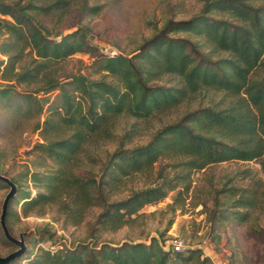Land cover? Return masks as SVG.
I'll return each mask as SVG.
<instances>
[{"label":"trees","instance_id":"1","mask_svg":"<svg viewBox=\"0 0 264 264\" xmlns=\"http://www.w3.org/2000/svg\"><path fill=\"white\" fill-rule=\"evenodd\" d=\"M72 1L0 0V34L5 35L0 41V102L13 109L7 124L12 126L22 117L31 120L43 139L34 149L53 163L46 171L33 172L45 188L36 194L22 189V183L13 178L24 199L21 211L28 215L56 204L67 223L80 224L90 208L101 209L88 239L70 246L42 247L25 264H174V259L208 263L198 248L177 251L165 247L167 238L159 236L149 242L101 244L96 238L101 231L118 230L131 222L146 204L163 200L178 187L174 204L181 205L192 174L212 163L257 159L264 169V75L258 74L264 64V3L205 0L201 13L169 17L161 26L155 25L132 53L110 54L99 51L80 22L67 26H75L69 31L48 24L69 14ZM78 3L83 12H99L97 4ZM193 36H200L204 43ZM204 46L211 50L204 52ZM83 51L94 56L91 71L60 74L63 62ZM218 51L229 55L213 58ZM166 75L174 76L175 82L155 83ZM20 85L29 88L22 90ZM204 88L223 91L231 100L188 109L178 120L164 123L144 144L127 146L137 132L135 122L117 135L119 116L137 120L162 116ZM54 90L51 100L47 93ZM47 102L48 113L41 120ZM116 137L117 146L102 159L96 148ZM82 154L90 163L87 171L80 170ZM165 158L171 160L167 165L173 168L172 174L160 168L154 177L156 162ZM138 173L152 183L115 198ZM2 185L8 186L0 179ZM235 189L232 192L237 194ZM240 195L238 206L264 208L256 189L242 188ZM247 213L236 210L242 219ZM15 214L20 216L19 211ZM0 234L11 243L1 222ZM28 251L27 246L8 264Z\"/></svg>","mask_w":264,"mask_h":264},{"label":"rangeland","instance_id":"2","mask_svg":"<svg viewBox=\"0 0 264 264\" xmlns=\"http://www.w3.org/2000/svg\"><path fill=\"white\" fill-rule=\"evenodd\" d=\"M89 4L100 6L98 13L81 11L78 0L72 1V10L60 21H49L55 29L69 31L72 23L84 25L90 38L98 46L99 51L106 53H132L144 37L154 31V26L173 17L176 19L189 18L201 13L205 0H87ZM263 4L264 0H255ZM0 16H2L0 14ZM10 17V16H7ZM5 35L0 34V41ZM194 39L204 43L200 36ZM204 52L211 50L202 47ZM228 52L218 51L213 58L227 57ZM94 56L90 52H77L63 62L64 68L60 74H71L79 71L89 73ZM259 76L264 75V64L258 69ZM174 76L166 75L155 83L173 84ZM19 89L26 90V85ZM57 90L48 92L52 100ZM231 97L223 91L204 88L188 102L181 104L173 111L149 120H137L129 115H121L116 122L117 135L132 128L137 123V132L127 146L147 143L153 133L164 123L178 120L188 109L199 106L227 104ZM48 102L45 104L41 120L48 113ZM11 108L0 102V173L10 178H16L22 183V189L36 194L45 190L43 181L33 177L34 171H46L52 168V161L44 159L35 144L42 139L39 130H33V122L28 118H20L16 124L8 126L7 118ZM118 144V138L106 140L96 148V153L102 159L112 152ZM81 171H87L90 163L82 154ZM170 159L156 162L153 176L160 168L171 172ZM96 168V166H95ZM97 169V168H96ZM3 180V179H1ZM0 187V216L2 204L10 185ZM152 180L138 173L130 177L125 187L115 195V198L126 196L130 189L149 185ZM157 183L160 179L156 180ZM236 187V189H235ZM19 188V187H18ZM180 187L169 192L163 200L146 204L139 215L118 230L101 231L96 241L120 243L124 240H141L149 242L153 236L167 238L169 243L173 237H183L189 248H198L202 257L208 258L206 264H264V208L245 209L238 206L242 188L257 190L260 198L264 199V169L259 160H227L212 163L192 174L191 187L183 192L184 200L181 205L174 204V197ZM237 190V194L232 190ZM22 193L18 192L11 198L7 215V224L11 233L20 237L23 235L29 251L22 259L13 264H25L27 258L40 251L42 247H58L75 245L80 240L89 238L91 223L95 220L100 208H90L85 219L80 224L67 223L64 214L56 204H50L41 209L32 210L28 215L22 213ZM11 204V206H10ZM175 206H173V205ZM236 210L247 211L242 219L236 215ZM19 211L18 217L15 212ZM9 218V219H8ZM2 228V226H1ZM3 229V228H2ZM0 234V254L6 255L17 248L14 242L7 244ZM53 237V238H51ZM15 245V246H14ZM15 247V248H14ZM166 247V246H165ZM187 251L186 254H189ZM174 264H193V261L174 259Z\"/></svg>","mask_w":264,"mask_h":264},{"label":"water","instance_id":"3","mask_svg":"<svg viewBox=\"0 0 264 264\" xmlns=\"http://www.w3.org/2000/svg\"><path fill=\"white\" fill-rule=\"evenodd\" d=\"M0 179L5 180L10 185V189H9L8 193L6 194L4 201H3V204H2V212H1V216H0L1 226L3 228V231L6 235V237L9 240H11L12 242H14L16 245H18V247L16 249L10 251L8 254H6V255L0 254V264H8L13 259L20 256L26 250L27 245H26V242H25L23 235H21L20 237L14 236L11 233V231L8 227V224H7L8 205H9L11 198L18 192V185L12 178H10L4 174H1V173H0Z\"/></svg>","mask_w":264,"mask_h":264},{"label":"built area","instance_id":"4","mask_svg":"<svg viewBox=\"0 0 264 264\" xmlns=\"http://www.w3.org/2000/svg\"><path fill=\"white\" fill-rule=\"evenodd\" d=\"M165 246L173 247L177 251H183L189 247L186 240L183 237L179 236L173 237V239L169 243L165 242Z\"/></svg>","mask_w":264,"mask_h":264}]
</instances>
